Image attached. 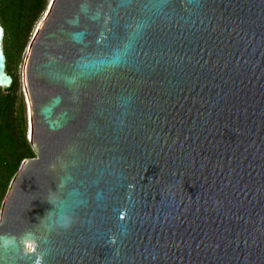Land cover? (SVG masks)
Instances as JSON below:
<instances>
[{
  "label": "water",
  "instance_id": "obj_1",
  "mask_svg": "<svg viewBox=\"0 0 264 264\" xmlns=\"http://www.w3.org/2000/svg\"><path fill=\"white\" fill-rule=\"evenodd\" d=\"M46 9L0 264H264V0Z\"/></svg>",
  "mask_w": 264,
  "mask_h": 264
},
{
  "label": "trees",
  "instance_id": "obj_2",
  "mask_svg": "<svg viewBox=\"0 0 264 264\" xmlns=\"http://www.w3.org/2000/svg\"><path fill=\"white\" fill-rule=\"evenodd\" d=\"M43 0H0V22L4 28L3 41L6 56L7 43L13 35L17 41V55L23 49L22 40L32 22L45 10ZM17 58V57H16ZM10 72V70H9ZM7 72L9 75H11ZM13 78L10 88L0 89V207L8 186L21 163L33 158L26 139V122L21 92Z\"/></svg>",
  "mask_w": 264,
  "mask_h": 264
},
{
  "label": "rangeland",
  "instance_id": "obj_3",
  "mask_svg": "<svg viewBox=\"0 0 264 264\" xmlns=\"http://www.w3.org/2000/svg\"><path fill=\"white\" fill-rule=\"evenodd\" d=\"M43 2L47 6V3L49 2V0H43ZM46 6H45V9H46ZM44 12L45 10L40 15H38L37 18L32 22L30 28L27 31L26 37L22 40V43H21V46L22 44H24V47L23 49H21L20 52H18V55H17V41L13 35L10 37L7 43V53H6L7 59H8L7 72H9L10 70L9 73L16 79L17 87L20 92H21V86H22V68H23V61L26 55V50L30 42V39L32 38L31 36L34 32V29L36 28L37 24L40 23L39 21L40 19H42ZM23 106H24V113H25L24 118L26 122V110H25L24 99H23Z\"/></svg>",
  "mask_w": 264,
  "mask_h": 264
},
{
  "label": "bare ground",
  "instance_id": "obj_4",
  "mask_svg": "<svg viewBox=\"0 0 264 264\" xmlns=\"http://www.w3.org/2000/svg\"><path fill=\"white\" fill-rule=\"evenodd\" d=\"M52 0H49V2L47 3V6L46 7H49V4H50V2H51ZM46 12H47V9L45 10V12H44V15L46 14ZM43 18V17H42ZM41 20L42 19H40V21L39 22H41ZM39 24V23H38ZM38 24H37V26H38ZM37 26H36V28H37ZM36 28L34 29V32H35V30H36ZM33 32V33H34ZM33 35V34H32ZM32 37V36H31ZM28 105V104H27ZM28 112H29V106H28ZM28 116L30 117V115H29V113H28ZM28 137H29V139H30V129H29V131H28ZM30 248V247H29Z\"/></svg>",
  "mask_w": 264,
  "mask_h": 264
}]
</instances>
